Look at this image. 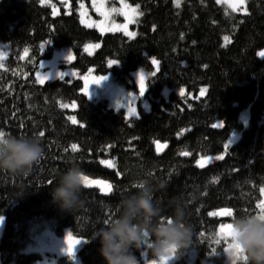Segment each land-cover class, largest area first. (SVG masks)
Returning <instances> with one entry per match:
<instances>
[{
    "label": "trees",
    "instance_id": "1",
    "mask_svg": "<svg viewBox=\"0 0 264 264\" xmlns=\"http://www.w3.org/2000/svg\"><path fill=\"white\" fill-rule=\"evenodd\" d=\"M126 1L139 10L132 39L83 27L75 9L90 0H70L71 14L59 16L40 0H0V41L9 46L0 67V131L39 136L44 150L28 176L0 172V264H34L39 257L23 250L45 227L58 235L67 229L84 240L81 264H105L94 232L113 218L123 196L135 191L134 181L148 172L167 182L166 190L156 193L165 215H171L176 198L193 188L200 192L199 199L184 201L193 238L175 264H188L191 253L196 264H225L219 226L234 216L259 213L264 57L258 53L264 51V0H246L245 14L227 11L216 0H181L179 6L174 0ZM95 42L100 47L94 54L84 53V46ZM55 50L73 54L69 67L78 74L90 68L110 73L126 89H135L131 73L150 71L155 58L158 70L147 79L145 94L149 111L126 118L106 99L85 96L79 79L37 84L39 61ZM110 60L117 63L110 66ZM164 88L171 90L168 98ZM179 88L184 93L177 94ZM203 159L211 160L205 169L198 166ZM73 164L91 180L109 183L111 193L85 188L83 207L69 213L50 192ZM219 210L231 214L212 215ZM136 255L144 264L141 252ZM57 264L71 262L62 258Z\"/></svg>",
    "mask_w": 264,
    "mask_h": 264
},
{
    "label": "clouds",
    "instance_id": "2",
    "mask_svg": "<svg viewBox=\"0 0 264 264\" xmlns=\"http://www.w3.org/2000/svg\"><path fill=\"white\" fill-rule=\"evenodd\" d=\"M44 156L39 136L9 133L0 135V172L10 176H28ZM86 173L73 164L59 174L50 195L58 207L74 213L83 207L82 179ZM135 191L123 196L113 218L95 230L98 249L105 264H141L136 252H145L154 264H174L192 244L193 229L186 220L185 199H199L193 188L186 197L172 204L171 215H165L156 193L165 191L167 182L145 173L135 181ZM230 245L223 253L225 264H237L236 252L244 264H264V215L242 214L231 220ZM219 255V253H217Z\"/></svg>",
    "mask_w": 264,
    "mask_h": 264
},
{
    "label": "rangeland",
    "instance_id": "3",
    "mask_svg": "<svg viewBox=\"0 0 264 264\" xmlns=\"http://www.w3.org/2000/svg\"><path fill=\"white\" fill-rule=\"evenodd\" d=\"M40 1L50 6L52 16H59L61 14L69 15L72 12L70 0ZM180 1L181 0H179V4ZM216 3L224 7L227 11H239L242 14L247 12L246 0L243 5H240L239 0H216ZM233 7H236L237 10L233 11ZM98 8L100 9L99 11L97 10ZM113 8L117 9V11H111ZM132 9H135V11H131ZM75 13L77 14L79 23L83 27L96 30L101 35L107 33H121L129 39L136 36V31L132 29V26L135 25L139 17V10L136 5H132L126 0H90L89 4L80 2L75 9ZM125 13H127V16ZM99 47V42L87 44L84 46V53L92 56ZM8 50V44L0 41V67H3L5 64ZM262 53H264V51H260L258 57H264V55H261ZM26 54L27 51H24L22 57H25ZM67 54L68 51L55 50L50 58L40 60L38 70L34 74L36 83L42 85L60 78L79 79L82 83V93L85 96L90 99H106L110 108L122 110L126 118H137L139 117L140 111H149L150 104L145 97L146 91L142 96L140 85L144 84L147 88V79L157 72L158 61L155 58L150 59L152 67L150 71L144 68H137L131 73L135 89H126L116 85L110 73L99 75L95 73L94 69L90 68L86 73L78 74L74 69L69 67L74 61L73 54L70 60L66 59ZM153 61H155V63H153ZM60 73H64V75L61 77ZM101 76H106L107 78L102 80L99 84L95 83ZM175 90L177 94L184 93L185 91L184 88ZM181 90H183V92ZM170 91V89L164 88L163 96L168 98ZM74 107L75 104H72L70 109L72 110ZM129 108L135 109L137 115H130ZM245 115L246 114L242 116L244 123L246 121ZM105 164L109 165V162ZM259 204L264 205V198ZM229 213L228 210H219L212 215L226 216L227 214L229 215ZM229 223L231 222L225 221L219 226L220 238H222L225 243L224 251L230 244V237H227L228 230L221 226ZM1 227L2 222H0V234ZM74 240H79L81 243L74 245L73 255L70 256L68 254V249L69 245L72 244ZM83 244V239L73 236L67 229L63 230V234L58 235L48 227H45L33 236L32 241L25 246L23 251L24 253L35 254L39 257L34 264H57L62 258L68 259L71 264H81L79 251ZM141 259L144 264H154L146 252L143 255L141 254ZM188 264H196L194 253H191ZM202 264L212 263L205 262Z\"/></svg>",
    "mask_w": 264,
    "mask_h": 264
},
{
    "label": "snow or ice",
    "instance_id": "4",
    "mask_svg": "<svg viewBox=\"0 0 264 264\" xmlns=\"http://www.w3.org/2000/svg\"><path fill=\"white\" fill-rule=\"evenodd\" d=\"M174 2L177 4V6H179V0H174ZM244 2H245V0H239L240 5H243ZM125 7H127V6H125ZM97 10L99 11L100 9L98 8ZM235 10H237L236 7H233V11H235ZM111 11L116 12L117 9L113 8ZM131 11H135V9H132ZM125 15L127 16V13H125ZM225 39L227 40V37H225ZM25 51H27V50H25ZM261 55H264V53H262ZM66 59H69V60L72 59V53L71 52H68ZM108 63H109L110 66H112V65H115L117 62L115 60H110V61H108ZM153 63H155V61H153ZM63 75H64V73H60L61 77ZM106 78H107L106 76H101L98 80L95 81V83L99 84L102 80H104ZM38 79H39V77H38ZM145 91H146L145 85L141 84L140 85V92H141L142 96L144 95ZM181 91L183 92V90H181ZM129 113H130V115H137L136 110L132 109V108H129ZM73 122H75V120H73ZM216 126L217 125H213V127H216ZM3 133H4L3 131H0V135H2ZM40 135L43 136L44 133H40ZM71 147H72V150H74V151L77 148V146L75 144H73ZM182 154L187 155L188 153L185 152V153H182ZM217 158H219V157H217ZM201 166H203V165H201ZM82 179H83L86 187L95 186L96 184L101 183L100 181H92L90 179V177H88L87 175L82 177ZM108 188L110 190L111 189V185H109ZM261 191L264 192V188H262ZM105 194H108V193L106 192ZM257 207L259 208V214L264 215V205H258ZM229 214H231V213H229ZM2 219L3 218L0 217V222H2ZM105 222H107V220ZM221 227L228 230L227 231V237H230V239H231V231H230L231 230V223L222 225ZM79 243H81L79 240H74V241H72V244L69 245L68 254L70 256L73 255V247H74V245L79 244ZM218 243H219V241H218ZM229 247H231L230 244L228 245V248ZM227 249H225V250H227ZM235 255L237 257V264H244V261L242 259H240V253L236 252Z\"/></svg>",
    "mask_w": 264,
    "mask_h": 264
},
{
    "label": "water",
    "instance_id": "5",
    "mask_svg": "<svg viewBox=\"0 0 264 264\" xmlns=\"http://www.w3.org/2000/svg\"><path fill=\"white\" fill-rule=\"evenodd\" d=\"M163 149V146L158 147V151L160 152ZM211 164V160L210 159H203L199 162L198 166L201 169H205L207 168L209 165ZM203 165V166H201ZM92 181H100L101 183L96 184L95 186H91V187H86L88 189H93L99 192V194L103 195V196H108L111 193V189L109 190L108 186L110 185L107 182L101 181V180H92ZM108 194H105V193Z\"/></svg>",
    "mask_w": 264,
    "mask_h": 264
}]
</instances>
